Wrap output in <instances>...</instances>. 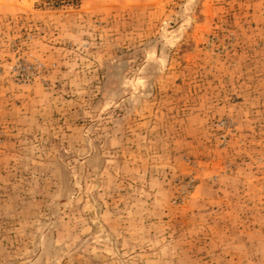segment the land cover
Returning <instances> with one entry per match:
<instances>
[{
  "label": "rangeland",
  "instance_id": "374dc122",
  "mask_svg": "<svg viewBox=\"0 0 264 264\" xmlns=\"http://www.w3.org/2000/svg\"><path fill=\"white\" fill-rule=\"evenodd\" d=\"M0 264H264V0H0Z\"/></svg>",
  "mask_w": 264,
  "mask_h": 264
}]
</instances>
